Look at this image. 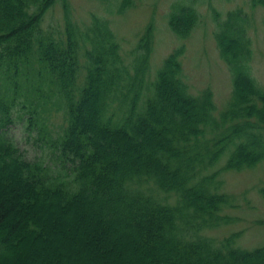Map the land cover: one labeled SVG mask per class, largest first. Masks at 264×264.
<instances>
[{"label": "trees", "instance_id": "obj_1", "mask_svg": "<svg viewBox=\"0 0 264 264\" xmlns=\"http://www.w3.org/2000/svg\"><path fill=\"white\" fill-rule=\"evenodd\" d=\"M58 1L0 0V264H264V245L198 232L228 219L218 171L264 163L247 12L214 18L232 80L216 113L174 54L149 77L150 36L127 61L102 16L80 26L62 5V32L45 30ZM198 15L175 2L170 28L185 37Z\"/></svg>", "mask_w": 264, "mask_h": 264}, {"label": "rangeland", "instance_id": "obj_2", "mask_svg": "<svg viewBox=\"0 0 264 264\" xmlns=\"http://www.w3.org/2000/svg\"><path fill=\"white\" fill-rule=\"evenodd\" d=\"M192 4L198 10V20L185 37L178 36L170 28L168 15L175 2ZM122 0H59L45 13L42 27L59 33L64 28L65 9L72 21L80 26L92 16L105 18L120 44L125 60L145 35L150 36L148 75L152 77L163 61L174 54L179 60L182 79L193 94L208 89L218 113L229 101L232 80L226 63L221 58L216 44V19L222 20L225 13L236 7L248 14L247 34L250 40V70L260 87H264V1L251 5L249 0H131L121 7ZM28 155L39 154L38 144L28 142ZM43 152V151H42ZM41 152V153H42ZM224 160L215 166L221 168ZM218 192L230 199V205L220 211L216 225H206L198 232L215 242L232 236L234 244L244 249L264 245V163L240 170L220 169L216 175ZM225 220V221H223Z\"/></svg>", "mask_w": 264, "mask_h": 264}]
</instances>
